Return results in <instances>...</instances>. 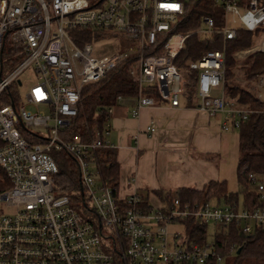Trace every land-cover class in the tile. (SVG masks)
<instances>
[{"label": "built area", "instance_id": "1", "mask_svg": "<svg viewBox=\"0 0 264 264\" xmlns=\"http://www.w3.org/2000/svg\"><path fill=\"white\" fill-rule=\"evenodd\" d=\"M188 1L0 0V264H222L217 237L229 235L232 228L250 236L264 227V177H248L259 202L251 208L183 203L178 195L164 197L154 207L139 193L122 196L103 178L98 152L114 148V107L87 140L69 133L80 113L82 90L136 55L129 70L139 86L135 117L156 103L145 95L148 89L158 94V102L179 107L194 70L199 110L223 116L226 132L240 128L249 113L225 97L223 51H208L186 71L174 64L188 35L168 34L184 16ZM215 3L223 8V23L218 26L213 17H203L199 37L227 41L236 39L238 29L264 30V0ZM87 29L107 37L79 47L77 31ZM159 39L166 42L162 54L145 55ZM99 42H119V50L100 56L94 49ZM256 42L238 56L264 55V33ZM9 49L10 58L19 61H7L10 73L3 77ZM29 67L38 83L29 90L28 103L16 106L10 95L20 94L14 86L22 85L19 77ZM216 90L222 95H214ZM255 95L264 105V72ZM127 100L120 96L118 103ZM148 131L154 133L155 125ZM63 151L78 166L79 201L55 184L60 173L55 154ZM136 182L132 177L130 186ZM190 221L207 228L201 242L190 239Z\"/></svg>", "mask_w": 264, "mask_h": 264}, {"label": "trees", "instance_id": "2", "mask_svg": "<svg viewBox=\"0 0 264 264\" xmlns=\"http://www.w3.org/2000/svg\"><path fill=\"white\" fill-rule=\"evenodd\" d=\"M205 16H211L216 24L221 26L224 19V11L215 0H189L186 4L184 16L178 25L168 34L188 35L184 48L174 60V64L181 70H189L193 62H198L208 51H223L225 54L224 94L228 101L248 111V119L242 122L239 130L238 145L240 159L238 162V180L243 186L242 202L240 195L230 193L227 181H211L201 190L183 188L178 196L183 203L195 204L224 200L226 204L238 207H252L259 205L257 195L251 189L248 177L254 174L264 177V105L255 95L258 76L264 72V55L250 54L243 61L238 54L252 49L258 42L264 30L248 31L237 30L234 40H224L222 36L203 39L196 34L201 27V20ZM80 39L76 44L82 47L86 43H93L105 39L107 35L91 29L77 31ZM166 42L159 39L153 46H149L145 55H161ZM9 63L17 62L19 58L13 56L12 50L6 53ZM139 56H133L111 71L101 81L90 84L82 90L80 113L74 119L69 128V133L79 134L85 140L89 138L91 129L95 125L103 126L107 120V109L119 105L120 96L136 98L139 95V86L130 76L131 64ZM243 73V83L235 81L236 71ZM198 71L188 74L186 97L191 103L195 97V85ZM145 95L159 101L157 93L146 90ZM10 100L16 106L21 102L20 94L11 93ZM101 170L104 180L113 188H119L120 165L117 160V150L102 149L98 152ZM59 164L60 173L56 176L55 184L62 194L73 197L79 201V193L82 190L79 179V171L76 162L67 152L55 154ZM169 196V195H167ZM171 196V195H170ZM169 196V197H170ZM261 204V203H260ZM191 240L201 242L207 233V228L192 221L186 224ZM217 250L219 255L225 258L222 264H264V227L255 230L253 235L245 236L232 228L229 235L217 237ZM206 264H218L208 262Z\"/></svg>", "mask_w": 264, "mask_h": 264}, {"label": "crops", "instance_id": "3", "mask_svg": "<svg viewBox=\"0 0 264 264\" xmlns=\"http://www.w3.org/2000/svg\"><path fill=\"white\" fill-rule=\"evenodd\" d=\"M216 91L222 95V90ZM134 106L135 99L130 98L112 115L110 141L117 150L122 196H143V188H153L161 203L183 188L201 190L211 181H223L217 170L229 136L222 129L223 116L201 112L195 97L190 103L185 95L179 107L156 101L137 117ZM151 125L156 127L154 133L148 131ZM132 177L137 178L134 186L129 183Z\"/></svg>", "mask_w": 264, "mask_h": 264}, {"label": "rangeland", "instance_id": "4", "mask_svg": "<svg viewBox=\"0 0 264 264\" xmlns=\"http://www.w3.org/2000/svg\"><path fill=\"white\" fill-rule=\"evenodd\" d=\"M119 42H99L94 45L95 51L100 52V56H104L106 54H109L113 51L119 50ZM123 45H125V42H123ZM241 58V61H243L245 56L239 57ZM244 58V59H243ZM8 57L7 55L4 56V72H3V77H6L9 73L10 70L8 68L7 64ZM236 77L235 81L239 83H243V73L240 70H237L236 72ZM19 80L21 81L22 85H19L18 83L15 84V89L19 90L20 92V97H21V102L23 104H27V94L29 90L35 86L38 83V76L35 73L33 67L27 68L19 77ZM216 96H220L218 91L214 92ZM28 110L31 111H36V108L33 106H28ZM226 132V131H224ZM225 134H228V140H226V143L224 145V153L222 154L224 161L220 163L218 166L219 169H217L219 173V179L220 180H225L228 183V190L230 193H235L240 195V201L242 202V191H243V186L239 183L238 180V173H237V168H238V162L240 159V152H239V145H238V137H239V130L238 129H231L230 131L226 132ZM227 139V135L225 136ZM195 187V186H194ZM254 187L251 186V189ZM143 197L147 198L149 196L152 205L154 207L159 206L160 201L159 198L160 196L157 194L153 188H143L142 193ZM177 193L173 192L172 196H176ZM212 205H219V201H212ZM222 204H225V201H222ZM5 211H9L8 209H5ZM174 229L176 230H181L180 227H175ZM214 227L210 225L209 227V232L212 234L214 232Z\"/></svg>", "mask_w": 264, "mask_h": 264}]
</instances>
